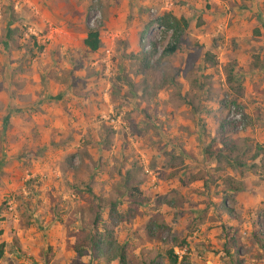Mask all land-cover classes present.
Wrapping results in <instances>:
<instances>
[{
    "label": "rangeland",
    "instance_id": "obj_1",
    "mask_svg": "<svg viewBox=\"0 0 264 264\" xmlns=\"http://www.w3.org/2000/svg\"><path fill=\"white\" fill-rule=\"evenodd\" d=\"M105 1L0 0V104L31 105L16 132L0 119V264H115L95 249L77 257L71 248L77 227L91 228L95 216L99 232L124 244L127 264L163 263L165 250L189 245L186 235L207 218L220 228L214 242H200L209 253L264 229V92L257 103L246 99L250 86L264 89V73L249 74L264 66V0ZM185 7L206 20L191 11L176 37L161 25L144 48L158 18ZM133 24L137 48L125 52ZM61 26L98 31L100 46L82 50L55 31ZM253 39L246 53L241 45ZM169 44L175 50L164 52ZM238 49L248 57L240 65ZM56 80L66 90L49 95ZM62 98L109 103L119 122L113 128L99 112L91 123L73 116L51 125L31 104ZM131 165L137 191L122 186Z\"/></svg>",
    "mask_w": 264,
    "mask_h": 264
},
{
    "label": "crops",
    "instance_id": "obj_2",
    "mask_svg": "<svg viewBox=\"0 0 264 264\" xmlns=\"http://www.w3.org/2000/svg\"><path fill=\"white\" fill-rule=\"evenodd\" d=\"M57 1L61 2L64 0H57ZM108 2L110 3L109 0L105 1V4H108ZM121 4L123 5V3ZM195 6L199 7L197 5ZM107 8L110 9L111 6H108ZM184 10H185V13H182L181 15H175L174 11H172L170 14L174 16L175 18H179V17L184 18L186 20V23H187V18L191 14V11L196 13V17L200 15L202 20H206L205 18H207L205 14H202L201 11L197 9H191L190 7H185ZM128 30L131 33V37H130V41L127 45L125 52H127L128 50H132L133 52H135L137 48V43H138V37H136L137 36L136 33H138V30H140V28L139 26H137V24H133L131 27L127 28V33H129ZM55 31L67 34L69 37H71L70 40H75L77 44H79V47L82 50H85V48L82 45V39L85 37L87 30H84L83 32L77 34V32H74L72 28L61 26V27L56 28ZM74 35H76L79 38V40L75 39ZM98 37L100 40L99 33H98ZM258 40H260L259 41L260 43L261 40H264V38L259 37ZM254 43H255L254 39L247 43L244 42L241 45V48L247 49L246 53L250 52V50L254 48ZM241 51H242L241 49H238L237 51H235V56H236V59L238 60L239 65L242 61H246V59L248 58L247 55L244 56V54ZM88 53L94 54V51L88 52ZM259 58L260 59L264 58V55H262L261 52L259 53ZM243 69L244 70L247 69V66L243 67ZM257 73H259V75H262L264 73V66L262 67L259 65L256 68H252L250 66L249 74L256 75ZM58 81L59 80H56L55 83L52 81L50 82L51 84H50L49 89L48 88L46 89V92L49 95H55L56 88H58L57 90H66L64 89L65 86H61L58 84ZM52 88L54 91H52ZM263 88H264V84H263ZM248 91L249 93L246 96L247 97L246 99H249V101L252 99H255L256 100L255 103H257L258 102L257 100L259 98L254 97V95L263 93L264 89H262V87L256 88V87L250 86ZM63 99L64 98H62L61 100H58V102L49 101L45 103L43 102V103H31V104H33V106L34 104H36L38 109H42L43 111L45 110L46 113H44V117L48 119L51 125H58L60 119L65 121V123H67L68 119H70L71 121L74 119V117L78 119L77 120L78 122H84L86 120L87 123H91V122H94V119L97 113L100 112L101 114H107L111 110V105L109 103H97L96 101L92 103V102L82 101V100L78 101L77 99L75 103L73 101L64 103ZM102 99L104 101H106L107 99L104 93L102 94ZM28 106H31V105H28V103H14V102L1 103L0 104V119L7 118L8 122L12 123L16 129L18 126V123L22 122L21 120L22 117L27 116L26 111L28 110L27 109ZM34 116L40 117V115L37 113ZM73 123L75 124V121ZM14 131L16 132L17 129ZM21 139H23L22 136H21ZM186 158L187 159L189 158L190 160L192 159L190 155H187ZM184 162L186 161L184 160ZM188 164L191 165V163H188ZM40 169H43V166ZM198 181L199 180L197 179L191 180L189 184H197ZM195 186H198V185H195ZM208 220H211V219L207 218L205 220H202L203 221L202 224H200L197 228L198 231L194 230L193 232L191 231L188 235H186L185 240L189 243V245L183 244L182 247L173 246L172 247L173 251L178 250L180 252V255L186 253L187 255L191 256L192 259H191L190 264H264V229L258 228L259 233H257L256 231L257 234H256L255 239L249 238L244 241L239 239L240 243L238 244H235L233 241L232 245L227 244L226 246L227 248L225 250L221 248L222 246V243H221L220 246H217V248L219 249L213 248L215 251L213 253H209V251H207L206 248L204 250V248L200 246V242L204 241L205 243H207L208 241L211 242L212 240H213L212 242H214L215 239L213 238V234L214 232H216V234L220 233V228L215 226L216 222H209ZM221 220H222V223H226L228 225L236 226L238 224V222H236L237 220H235L234 218L230 220L228 219L226 221V219L222 217ZM245 222H247V219L244 220V224ZM208 226H211V227L208 228ZM204 238H209L211 240H207ZM221 241H223V239H221ZM179 258L180 256L177 257L178 260ZM230 258H231V261H230Z\"/></svg>",
    "mask_w": 264,
    "mask_h": 264
},
{
    "label": "trees",
    "instance_id": "obj_3",
    "mask_svg": "<svg viewBox=\"0 0 264 264\" xmlns=\"http://www.w3.org/2000/svg\"><path fill=\"white\" fill-rule=\"evenodd\" d=\"M158 24L165 25L166 27L172 28L174 30V36L176 37V32L179 29L184 28L187 26L186 20L182 17L175 18L169 12H165L158 18ZM82 45L87 52H93L98 49L100 46V40L98 37V32L93 29H87L85 37L82 39ZM175 50L174 44H169L165 47L164 52H173ZM207 60H211L209 54H205ZM50 98V97H48ZM57 99L58 97H53ZM6 118L4 119V121ZM230 124V123H227ZM223 126V125H222ZM223 129V128H222ZM234 147V146H232ZM204 154H207L209 159H213L214 155L211 151L204 148L202 150ZM135 166L131 165L129 169H126L122 175L121 181L122 186L127 191H137V184L140 183V180L137 179L136 171L138 168H134ZM174 173H172V176ZM132 182L136 183V185H132ZM232 191H238L237 187H229ZM129 196L131 194L129 193ZM116 202L110 201L108 202V213L117 214L116 211ZM97 216L94 217V220L91 223V228L83 227L79 225L77 227V231L74 237V241L72 243V250L75 253V256L80 257L85 254L86 250L91 251L95 249L98 254L103 256L106 262H115V264H127L126 261V254H125V247L124 244L117 243L111 232L108 230L103 229L101 232L98 231L96 227ZM149 232V231H148ZM149 237H152L150 232L148 233ZM178 246L182 247V245L173 244L168 249L165 250L163 258L164 262L160 263L157 261H151L150 264H183V260H178L177 255L174 253L172 247ZM4 243L0 242V258L3 253Z\"/></svg>",
    "mask_w": 264,
    "mask_h": 264
},
{
    "label": "built area",
    "instance_id": "obj_4",
    "mask_svg": "<svg viewBox=\"0 0 264 264\" xmlns=\"http://www.w3.org/2000/svg\"><path fill=\"white\" fill-rule=\"evenodd\" d=\"M161 28H162L161 25L154 24L153 27L148 29L147 33L145 34L144 38L142 39V42H144V48H148L149 41H153L156 38L155 32H153V31H155V30L158 31ZM231 117H232L233 121H236L239 118V114L235 113L234 115H231ZM100 118L107 121L108 124L110 126H112L113 128H114V125L118 124V122H119L118 118L110 117V115H108V114H101ZM240 126H241L240 124L236 125V127H240ZM7 204L9 205L10 202L8 201ZM8 208H10V207H8ZM174 253L177 255V257L180 256V252L178 250L177 251L175 250Z\"/></svg>",
    "mask_w": 264,
    "mask_h": 264
}]
</instances>
